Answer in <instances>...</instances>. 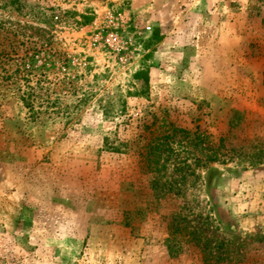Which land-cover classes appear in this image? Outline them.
Wrapping results in <instances>:
<instances>
[{
  "label": "rangeland",
  "instance_id": "374dc122",
  "mask_svg": "<svg viewBox=\"0 0 264 264\" xmlns=\"http://www.w3.org/2000/svg\"><path fill=\"white\" fill-rule=\"evenodd\" d=\"M0 264H264V0H0Z\"/></svg>",
  "mask_w": 264,
  "mask_h": 264
},
{
  "label": "trees",
  "instance_id": "16d2710c",
  "mask_svg": "<svg viewBox=\"0 0 264 264\" xmlns=\"http://www.w3.org/2000/svg\"><path fill=\"white\" fill-rule=\"evenodd\" d=\"M165 145L168 146L167 149H170L168 144H165ZM161 147H163V146H160V144H156L154 142H149L146 145V149L148 150V152L145 154V156H146V158H149V159H147V160H149V163H147L145 166L146 169H149L150 171H161L162 170V168H159L158 163L156 165H153V163H152L153 160L150 158L152 156H158L159 152L162 149ZM165 149L166 148H163V150H165Z\"/></svg>",
  "mask_w": 264,
  "mask_h": 264
}]
</instances>
